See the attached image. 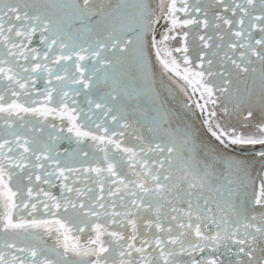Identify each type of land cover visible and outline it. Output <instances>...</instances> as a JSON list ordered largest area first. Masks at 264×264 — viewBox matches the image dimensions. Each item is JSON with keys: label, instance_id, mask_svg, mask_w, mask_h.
Here are the masks:
<instances>
[{"label": "snow or ice", "instance_id": "obj_1", "mask_svg": "<svg viewBox=\"0 0 264 264\" xmlns=\"http://www.w3.org/2000/svg\"><path fill=\"white\" fill-rule=\"evenodd\" d=\"M0 264H264V0H0Z\"/></svg>", "mask_w": 264, "mask_h": 264}, {"label": "rangeland", "instance_id": "obj_2", "mask_svg": "<svg viewBox=\"0 0 264 264\" xmlns=\"http://www.w3.org/2000/svg\"><path fill=\"white\" fill-rule=\"evenodd\" d=\"M155 79L157 82V86L161 92V98L164 99L166 102H168L169 106H170V101H171V95H169V88H174L175 87V83H173L172 81L168 80V77L166 74H164L159 65H156L155 69ZM163 79V83H161ZM175 89L178 91V93L181 95V100H185L184 99V95L182 92H180L178 87H175ZM197 122V121H196ZM198 124V122H197Z\"/></svg>", "mask_w": 264, "mask_h": 264}, {"label": "flooded vegetation", "instance_id": "obj_3", "mask_svg": "<svg viewBox=\"0 0 264 264\" xmlns=\"http://www.w3.org/2000/svg\"><path fill=\"white\" fill-rule=\"evenodd\" d=\"M175 87H178V86L175 84ZM175 87L172 88V89H175ZM175 91L178 92L176 89H175ZM179 96H180V99H181V95L180 94H179ZM93 98H95V97H93ZM76 99L80 102L82 107H84L86 105V98H85V96L83 94H81L80 96L76 97ZM184 99L186 100L187 98L184 97ZM170 106H175V100L173 99V97H171ZM197 115H199L198 112H197ZM193 119H195V117H193ZM197 122L199 123L198 120H197Z\"/></svg>", "mask_w": 264, "mask_h": 264}, {"label": "water", "instance_id": "obj_4", "mask_svg": "<svg viewBox=\"0 0 264 264\" xmlns=\"http://www.w3.org/2000/svg\"><path fill=\"white\" fill-rule=\"evenodd\" d=\"M55 191V190H54ZM58 194V193H57Z\"/></svg>", "mask_w": 264, "mask_h": 264}]
</instances>
